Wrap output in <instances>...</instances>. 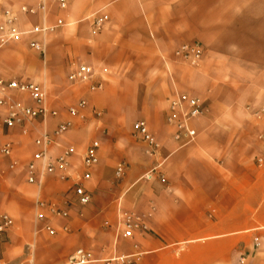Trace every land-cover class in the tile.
I'll return each instance as SVG.
<instances>
[{
    "label": "crops",
    "instance_id": "crops-1",
    "mask_svg": "<svg viewBox=\"0 0 264 264\" xmlns=\"http://www.w3.org/2000/svg\"><path fill=\"white\" fill-rule=\"evenodd\" d=\"M6 11L24 34L0 48V78L44 86L58 114L44 124L8 128L0 110V148L14 146L0 158V214L14 219L0 239V264H107L119 257L124 261L112 264H264V167L255 162L264 154V113L256 115L264 109V0H67L64 9L58 0H0V23ZM102 15L109 19L94 33L93 21ZM60 19L64 25L53 31L30 32ZM195 41L203 57L191 66L176 51ZM80 64L95 68L91 83L100 89L69 80ZM177 93L207 106L187 145L175 140L167 122ZM13 96L33 104L26 95ZM80 100L87 101L85 119L68 111ZM69 120L73 126L50 153L74 149L70 178L47 175L40 188L28 183L40 131ZM139 120L160 144L155 154L134 134ZM94 140L99 161L85 181L91 202L82 206L73 187ZM121 163L127 169L119 178ZM153 169L165 181L147 179ZM38 197L68 211L51 221L54 235L45 230L47 221L36 222ZM121 210L138 213L147 229L125 237ZM78 249L93 260L73 262Z\"/></svg>",
    "mask_w": 264,
    "mask_h": 264
},
{
    "label": "built area",
    "instance_id": "built-area-1",
    "mask_svg": "<svg viewBox=\"0 0 264 264\" xmlns=\"http://www.w3.org/2000/svg\"><path fill=\"white\" fill-rule=\"evenodd\" d=\"M58 2L62 9L66 8L67 0H58ZM23 10L28 13L35 12L33 8L24 7ZM108 19V15L95 17L92 25L93 32L100 31ZM16 20L17 18L10 11H6L3 15V22L0 23V48L10 41L18 40L24 34L16 27ZM62 25H64V21L60 19L54 26L36 27L30 32L53 31ZM30 46L44 52V46L36 41L31 42ZM176 55L189 65L198 66L203 57V47L198 41L186 43L176 51ZM95 75L96 70L93 66L80 64L69 74L68 78L73 83H91ZM101 87V83L93 82L90 85V90L96 91ZM15 92L26 95L33 104H27L16 99L13 96ZM47 100L48 95L45 87L38 83H26L14 79L0 78V110H2L3 122L8 128L24 126L27 121L38 119L43 121L44 124L50 116H56L58 111L50 109ZM86 106L87 101L80 100L75 106L70 107L68 111L72 116L85 119L84 109ZM206 109L207 106L203 100L187 93H177L175 97L169 100L167 122L174 128V138L180 145H187L195 140L197 131L193 127V121L203 115ZM263 113L264 109H261L256 112V115L260 117ZM93 114L97 117L101 116V112L97 110H94ZM72 126L73 122L69 120L59 124L53 132L43 127V130L40 131L35 139V144L39 149L27 164L28 183L37 184L40 188L47 175H55L60 180H68L70 178L71 158L75 153L74 149L69 146H62V151L56 156L51 155L50 149L53 146L60 145L59 139ZM134 131V134L145 144L147 153L155 154L159 150L160 144L150 131L146 121H137L134 125ZM27 132L28 129L24 127V133ZM13 148V143L5 142L0 148V158L11 156ZM99 149L100 143L96 140L92 141L82 159L83 172L79 175L73 187L76 201L82 206L88 205L92 199L91 193L85 186V181L91 178V168L99 161ZM255 162L259 167H264V154L258 155ZM18 164V161H14L10 167L14 169ZM126 169L127 165L125 163L119 164L116 168V176L121 178L125 174ZM154 177H159L161 181H165V177L157 169H153L146 175L147 179H153ZM66 216H68V211L56 201L42 197H38L36 200V222L47 221L44 228L49 234L54 235L57 233V230L51 225V221L56 217ZM13 226L14 219L9 214H0V239ZM118 226L125 237H131L137 230L147 229L140 215L130 210L120 211ZM63 230L68 231V228L64 227ZM256 245H260L258 239ZM71 260L76 263H85L93 259L91 253L84 249H78ZM115 260L124 261V258H114L106 263L112 264Z\"/></svg>",
    "mask_w": 264,
    "mask_h": 264
}]
</instances>
